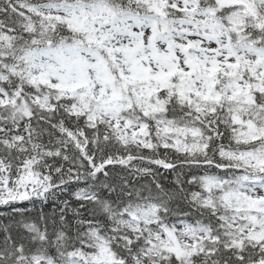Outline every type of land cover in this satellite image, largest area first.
Wrapping results in <instances>:
<instances>
[{"label": "snow or ice", "instance_id": "snow-or-ice-1", "mask_svg": "<svg viewBox=\"0 0 264 264\" xmlns=\"http://www.w3.org/2000/svg\"><path fill=\"white\" fill-rule=\"evenodd\" d=\"M0 264H264V0H0Z\"/></svg>", "mask_w": 264, "mask_h": 264}]
</instances>
